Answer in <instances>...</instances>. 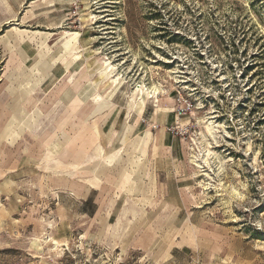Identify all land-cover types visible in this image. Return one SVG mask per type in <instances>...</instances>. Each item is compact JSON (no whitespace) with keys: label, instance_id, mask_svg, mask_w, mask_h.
<instances>
[{"label":"rangeland","instance_id":"obj_1","mask_svg":"<svg viewBox=\"0 0 264 264\" xmlns=\"http://www.w3.org/2000/svg\"><path fill=\"white\" fill-rule=\"evenodd\" d=\"M0 264H264V0H0Z\"/></svg>","mask_w":264,"mask_h":264},{"label":"bare ground","instance_id":"obj_2","mask_svg":"<svg viewBox=\"0 0 264 264\" xmlns=\"http://www.w3.org/2000/svg\"><path fill=\"white\" fill-rule=\"evenodd\" d=\"M6 22H9V21L6 20ZM77 36H78V33L66 32V33H64V38H63L64 42L62 44L60 43V47H61L60 51H61V53H63L61 55V58H62L63 62L65 63L66 72L69 71V68H70L72 60L73 59L75 60V59L79 58V56H73V44L75 42H78V37ZM70 40H73L74 43L70 42ZM17 41L19 42L21 40L17 39ZM67 58H70L69 62H68ZM101 63H102L101 64V68L98 71V74H99V76H98L99 79L97 80L98 82L96 84H94L93 81H92V85L93 86H92V88H90L88 90L87 94L92 95L91 93L94 92V87L97 86L98 83H101V82H103L104 84H107V85L109 84L110 90L108 91V93H106V95H104V97L102 95H98V94L94 96L93 102H92L93 109L91 111L90 116L100 115L105 110H107L110 107H112V103L110 102V100L106 99V97H108V98L114 97V95L118 91V89L121 86V83L123 81L122 78H121V75L118 72V69H117L115 63H112V61L108 57L104 58ZM156 92L157 93L159 92V88H157L156 86L146 87L145 84L144 85L143 84H136L134 86V89L132 90V92L130 94L129 112L128 113L135 111L137 114H140L142 112V109L144 107L145 102L150 100V99H153V101L156 102V105H155L156 106V110L157 111L160 110L159 108L161 106L159 105V99H157V96L155 94ZM211 122L212 121H210L207 124H205V131L204 132L202 131L203 132L202 135L206 136V137L209 136V137H212V138L215 139V137H214L215 136V131L213 129V126L211 125ZM132 128H133V126L127 125L126 131H125V134H124L125 140H127L126 137H127L128 133L132 130ZM149 137H150V132L147 131L145 133V137H143L141 142H137L135 144L134 151H135V155L137 157H140L142 154H144L146 142L148 141ZM125 145H126V143L122 144L121 150L125 149ZM98 147H99L98 148L99 151H102L101 147L100 146H98ZM204 150H205L204 153L202 155H200V157H198V155L195 156V158L193 160L194 161L193 164L199 170L202 169L203 171H206V173H207L208 171L206 169H204L203 167L204 166L211 167L210 166V155L214 152V150H211V148H207V149H204ZM114 158H115V154L114 153L107 156V159L110 162L113 161Z\"/></svg>","mask_w":264,"mask_h":264},{"label":"crops","instance_id":"obj_3","mask_svg":"<svg viewBox=\"0 0 264 264\" xmlns=\"http://www.w3.org/2000/svg\"><path fill=\"white\" fill-rule=\"evenodd\" d=\"M9 5V4H8ZM164 138V137H163ZM94 191H96V189L95 188H91V187H89V189H88V191H87V193H86V197H85V200H87V199H89L90 198V196H91V193L92 192H94Z\"/></svg>","mask_w":264,"mask_h":264}]
</instances>
